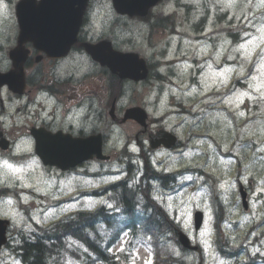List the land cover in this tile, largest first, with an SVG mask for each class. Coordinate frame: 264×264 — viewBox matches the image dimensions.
Wrapping results in <instances>:
<instances>
[{"label": "rangeland", "instance_id": "rangeland-1", "mask_svg": "<svg viewBox=\"0 0 264 264\" xmlns=\"http://www.w3.org/2000/svg\"><path fill=\"white\" fill-rule=\"evenodd\" d=\"M198 2L199 0H194ZM235 1V2H234ZM202 4L200 7L203 9H200V13L197 12L196 18H199L203 15H209L208 21L210 19L209 23H213L214 18L217 17L216 9L218 8H212L211 3L212 0H204L201 1ZM207 2V3H206ZM230 2H233L230 6V15L225 20V22L218 21L217 26L215 24H212L215 26L214 29L210 30L213 33L211 35L215 34H221L219 39L216 41L218 43V50L213 51L210 53L212 55L211 62H209L210 65L214 66L215 58L217 55H220V59L222 58V55L227 54L229 56L230 61H236V55L235 52H237V45L231 44L234 43V39L231 34H235V32L242 31L248 32H260L258 30L259 28L264 27V17L262 15L264 14V7H258L261 3V0H251V3H249V0H225V4L227 7H229ZM221 3V2H220ZM193 5V4H192ZM196 8V7H195ZM220 10H225L224 8H219ZM263 9V10H262ZM198 11V8L196 9ZM195 11V12H196ZM210 13H209V12ZM191 16L189 14L186 16L185 20L191 22L194 19V11L190 12ZM216 14V15H215ZM232 18V19H231ZM254 19V22L252 20ZM256 19L258 21L255 24ZM183 22V21H182ZM249 25L252 27L251 29H246L249 27ZM136 26V25H135ZM187 26V25H186ZM146 27L143 26L142 30H144ZM209 32V31H208ZM231 37L228 39L227 35ZM251 37L253 33H248ZM209 35V36H211ZM191 38L194 37V35H190ZM243 38V37H241ZM244 43H247L248 41H243ZM264 43V41H263ZM221 44V45H220ZM231 44V45H230ZM235 46V48H233ZM248 45L246 46V48ZM203 48V47H202ZM241 48V46H240ZM185 49V48H184ZM221 49V51H220ZM138 50L142 51V48H138ZM186 50V49H185ZM249 51L252 50L251 48L248 49ZM188 51V50H186ZM256 51V50H255ZM143 52H146L143 50ZM203 53V49H202ZM238 53V52H237ZM214 56V58H213ZM201 58H198L197 66H203L204 64L201 63ZM224 60H228L227 57H225ZM224 66V65H223ZM235 66V64H228V69H231ZM242 72H244V69L240 66ZM239 69V73L241 72ZM226 71L223 68V71L221 73V77L219 79V75L216 77V79H219V81L216 83V85H221V82L223 80V83H226V80L230 77L231 72L225 73ZM234 73V72H233ZM241 74V73H240ZM258 78V76H256ZM264 78V75H263ZM233 79V80H232ZM235 76L232 78H229V82L235 81ZM182 81H178L176 79L175 81V88L179 89L180 91H184L186 86L182 84ZM224 83V84H225ZM214 84V81H212V85ZM208 84L203 85L204 91L208 92L213 86L208 88ZM132 88L133 94L138 95L141 92L139 91L140 87ZM165 90L173 88L172 85L167 84L165 85ZM218 90V87L214 88ZM249 88L245 87L243 89L236 90L235 93L232 94V96L227 100H224V95L226 94V91L217 92V94L214 96L213 100V107L215 111H221L224 106V102H227L229 104L239 103L240 100L243 99V95L246 94V91H248ZM197 92L202 95V93L197 89ZM153 100H155L157 97L155 94H153ZM252 101V100H251ZM234 110L235 108L232 107ZM237 115L241 116L242 118H246L245 116L247 113L244 111H241L240 109L237 110ZM240 113H243V115H240ZM214 114H211L210 116H201L198 119V125L194 129V132L196 133V144L199 146H205L204 152L206 153V159L209 161H212L217 158V151L222 148L224 151L232 150L235 143H233L237 136L241 137L242 140L240 141V145L235 147L237 148L238 153V159L240 160L241 166L238 164L235 165V162H233V165L231 168H229L228 172H224L225 176H223L221 183H215L214 187L208 186L205 187H199L196 189V191L189 192V190H182L174 194H170L167 196H164V206L165 202L168 201L169 198L173 201V207L170 211L172 216L177 218L179 223L183 225V229L191 234L195 233L194 225L193 223H190L188 218H191L192 212L195 208H200L204 211L210 209V205H215V198L219 197L226 208H224L221 211H218L221 213L225 212V217L228 222H233L234 220H240L239 227L235 228L234 226H225V234L228 235L231 239H233L229 246L230 251L235 250V246H244L245 251L241 252L242 254H245V257H248L249 254H256L259 252V254L264 255V191H261V189H264V153L259 152L257 149L260 147H264V106L259 110L257 113H253V118L247 119L244 121V124L253 119V121L247 125L244 126L243 123L237 122H230L231 127L238 128L237 136L236 138L226 139L224 137L219 138L218 134L221 132V128L223 127V117L221 114H217V117H214ZM201 119V121H200ZM216 119L217 123L219 124L218 128H212L210 120ZM206 134L213 135L214 138L209 141ZM218 135V136H217ZM236 135V132H235ZM216 136L219 139V142L216 141ZM205 139H207V144ZM214 141V144L211 142ZM200 158L197 159V162H199ZM135 163V162H134ZM181 161H175L170 162L169 166H178ZM110 166H112V170L115 172H118L117 169L120 168V165L117 163H113L111 165H108L106 167V170L110 169ZM238 167V169H236ZM170 169V168H168ZM240 169V179L243 183L247 185L250 189V208L249 213H244L243 209L241 211L240 207L241 204L239 202V192H238V185H237V177L239 174L236 175L237 171ZM236 170L235 173H232L231 171ZM233 174V175H231ZM126 176V174H122V177ZM243 176V178H242ZM121 175L119 176H108L104 178L94 179V178H86V179H78L79 181L72 180L67 184H61L59 186H64L58 191H51L50 197L52 198V201H49V206L46 211L41 209H35V207L30 204L32 199L28 196H26V193L31 192V187L29 185L23 186L22 183V192L24 193L22 196H18L15 201L8 200L3 205L9 206V208H6L5 212L3 214L7 216H11L14 219L15 222V230H19V228H23L27 233H30L33 230H39L40 228H35V224L38 223L39 225H47L49 224L53 218L56 215L63 214L65 212H70L72 210H76L82 208L86 209L85 205L89 204L90 202L94 203L97 202V199L91 200L92 198H84V201H78V203L81 205H71L63 210L58 212V209H56L55 203H61L70 201L73 199H76L77 194H79L80 190L84 191H92L97 190L98 188H102L104 186H107L109 183L118 180L122 178ZM6 177L4 175L0 176V182H5ZM221 185H224V187H221ZM24 187V188H23ZM26 189L27 192H24L23 190ZM188 191L189 193H187ZM157 195H164L161 193V191ZM56 200H60L57 202ZM107 200H111V195H108L104 197L103 200L106 202ZM183 200L188 204V215L182 216V209L179 207L180 201ZM15 202V203H14ZM97 203H94V207ZM197 205H199L197 207ZM240 205V206H239ZM25 206H29L30 209H25ZM23 208V209H22ZM92 209V208H91ZM211 211L208 210L206 213H210ZM215 213L217 211H214ZM211 214V213H210ZM207 214V215H210ZM256 229L255 232H252L251 229ZM43 228V227H41ZM203 234V235H202ZM215 236H216V226L214 225V222L212 219H208L202 228V230L199 232L198 240L203 243L207 248L208 253V260L211 264H233L232 261L223 259L219 257L215 252ZM139 254L136 258L135 264H144V261L151 258V252L147 251L145 249H140L138 251ZM0 264H18L16 258L12 257L8 251H5L0 256ZM66 264H80L78 261L74 259H69Z\"/></svg>", "mask_w": 264, "mask_h": 264}, {"label": "flooded vegetation", "instance_id": "flooded-vegetation-1", "mask_svg": "<svg viewBox=\"0 0 264 264\" xmlns=\"http://www.w3.org/2000/svg\"><path fill=\"white\" fill-rule=\"evenodd\" d=\"M77 40L72 52L64 59L48 58L29 45L30 55L25 65V71L27 88L29 87L30 90L25 91V95L13 93L12 95H4V93L2 94L3 91L11 92L6 88L0 90V113L5 116V112H3L6 111L4 106L12 103L17 104V113L25 114L28 118L24 126L28 128L31 134L28 143L33 148L35 138L32 135V131L40 128H45L53 133L64 131L76 138L102 134L104 145H109L111 128L116 125V122L111 120L109 116L110 100L111 98H116V95L124 96L125 87L132 84V81L122 80L113 74L109 68L94 61L82 46L86 42L98 45L103 41L112 40L109 36L96 38V36L86 35L83 27L78 34ZM108 47L107 43L99 52L109 54L110 50H108ZM42 63L50 64L52 73H57L63 65L62 69L65 67L67 74L44 78L43 70L40 67ZM0 71L3 70L0 68ZM153 77L155 78L156 75H153ZM33 78H40L41 81L38 82L40 84H37ZM147 81L143 82V84ZM117 88L119 89L118 91ZM35 92L44 93L46 96H37ZM39 114H41V121H39ZM20 119L23 120L22 117ZM119 124L122 125V120L119 121ZM3 129H11V126L0 127V148H8L11 143L5 139ZM141 133L148 135L145 131ZM8 138L11 141L14 140L13 136ZM145 149L147 150L142 152L145 158L152 156L155 152L150 149L148 143H146ZM178 152H181V148H178ZM0 154H4L2 149H0Z\"/></svg>", "mask_w": 264, "mask_h": 264}, {"label": "trees", "instance_id": "trees-1", "mask_svg": "<svg viewBox=\"0 0 264 264\" xmlns=\"http://www.w3.org/2000/svg\"><path fill=\"white\" fill-rule=\"evenodd\" d=\"M162 176L160 174L158 177L157 173L147 165L146 177L143 178V182H145V185H149L153 179L165 182L166 178ZM121 185H118L119 192L117 191L116 200L118 201L117 207L120 212L127 215L124 222L119 221L118 218L115 219L116 222L113 218L114 216H107L103 209L95 212L80 213L76 217L68 219V221L58 222L46 230L45 236L48 238L47 240L41 238L35 242L23 243L24 257L28 264H47L49 258H57L67 253L74 255L75 252L72 246L75 242L87 246L90 250L87 253V259L92 257L95 260L96 257L91 252L99 256V248L102 247L103 243V239L98 236L101 224L108 226L107 231L109 229L113 230L114 226L117 229L119 227L125 229L127 228L125 225L129 224L128 227L132 228V232L137 233L135 229L138 225L142 229L147 226L145 218L147 214L150 217L151 213L154 217L149 219V225H151L149 236H151L154 248L156 250L160 249V245L165 244L170 238L173 245L177 244L174 226H172L171 222L166 221V213L158 209L146 210V207L143 209L141 207L140 187L128 183ZM139 231H141V228H139ZM134 237L137 238V235H134ZM93 238H97L99 241ZM163 253L165 264H188L184 259L176 258L168 249H165ZM157 256H159V253H157ZM102 258L98 257L97 259Z\"/></svg>", "mask_w": 264, "mask_h": 264}, {"label": "snow or ice", "instance_id": "snow-or-ice-1", "mask_svg": "<svg viewBox=\"0 0 264 264\" xmlns=\"http://www.w3.org/2000/svg\"><path fill=\"white\" fill-rule=\"evenodd\" d=\"M0 2H2V0H0ZM249 3H251V0H249ZM231 6V5H230ZM258 7H264V0H261V3L259 5H257ZM262 31H264V29H262ZM243 47V45L241 46ZM241 95H246V94H241ZM240 115H243V113H240ZM135 151V149H133ZM259 152H262L264 153V147H260L259 149H257ZM187 155V154H186ZM6 167L9 168V169H12V165L11 164H6ZM187 179H191V177H187ZM221 187H224V185H221ZM261 191H264V189H261ZM154 199L157 200V202H164V197L163 195H157L154 197ZM94 203H105L104 201H99V202H94ZM94 203L90 202L89 204L85 205V208L86 209H91L94 207ZM199 205H197L198 207ZM108 207H113L112 205H108ZM173 207V201L171 200V198L168 199L167 202H165V210L168 211V210H171ZM179 207L183 210L182 211V216L184 215H188V211H187V208H188V204L181 200L180 201V205ZM145 231H150L151 230V225H147L144 229ZM129 233L127 232H124L123 233V238L120 237V234L118 233L117 234V251L119 252H124L125 251V248H124V244L126 243V238L128 237ZM203 235V234H202ZM151 237H149L150 239ZM131 255V254H130ZM139 254H137L138 256ZM137 256H133L132 257V264H135V261H136V258ZM144 264H153V261L151 258L147 259L144 261Z\"/></svg>", "mask_w": 264, "mask_h": 264}, {"label": "water", "instance_id": "water-1", "mask_svg": "<svg viewBox=\"0 0 264 264\" xmlns=\"http://www.w3.org/2000/svg\"><path fill=\"white\" fill-rule=\"evenodd\" d=\"M196 220L198 221V224H197V229H198L200 227V224L199 223L202 220V214H197ZM0 233H2V232H0ZM181 240H182V242L184 244H186L188 242L187 239L184 237V235H181Z\"/></svg>", "mask_w": 264, "mask_h": 264}]
</instances>
